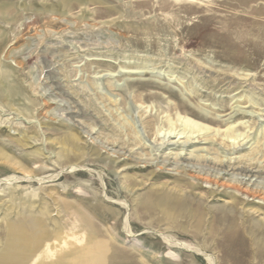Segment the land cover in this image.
<instances>
[{"label": "rangeland", "instance_id": "obj_1", "mask_svg": "<svg viewBox=\"0 0 264 264\" xmlns=\"http://www.w3.org/2000/svg\"><path fill=\"white\" fill-rule=\"evenodd\" d=\"M0 264H264V0H0Z\"/></svg>", "mask_w": 264, "mask_h": 264}, {"label": "bare ground", "instance_id": "obj_2", "mask_svg": "<svg viewBox=\"0 0 264 264\" xmlns=\"http://www.w3.org/2000/svg\"><path fill=\"white\" fill-rule=\"evenodd\" d=\"M169 135H170V134H169ZM9 251H10V252H12V250H11V249H10ZM10 252H9V253H10ZM202 256H203V255H202Z\"/></svg>", "mask_w": 264, "mask_h": 264}]
</instances>
